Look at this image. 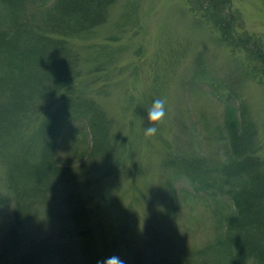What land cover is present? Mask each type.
I'll list each match as a JSON object with an SVG mask.
<instances>
[{
  "label": "rangeland",
  "instance_id": "374dc122",
  "mask_svg": "<svg viewBox=\"0 0 264 264\" xmlns=\"http://www.w3.org/2000/svg\"><path fill=\"white\" fill-rule=\"evenodd\" d=\"M230 3L236 11L232 35L242 36L236 47L221 40L195 0H115L93 30L55 34L79 56L73 87L107 115L111 155L103 162L90 157L86 123L64 128L55 162L73 169L70 179L52 178L56 191L47 197L56 202L44 204L52 214H36L26 224V237L12 249L15 257L43 238L57 237L65 225L58 241L65 251L39 264H97L113 255L124 264H231L220 245L214 246L218 251L200 252L224 234L225 217L235 211L232 199L214 202L204 192L194 193L177 168L179 160H222L225 106L217 92L235 89L247 103L257 134L251 153L264 172V68L258 47L250 46L264 51V0ZM156 99L165 100L166 115L149 138L144 129ZM51 101L39 103L41 115ZM38 124L30 118L28 127L36 130ZM32 133L27 129L25 140ZM3 185L0 166V194ZM189 194H197L195 201ZM68 204L73 216L61 220L59 211ZM13 212L12 202L0 205V251Z\"/></svg>",
  "mask_w": 264,
  "mask_h": 264
},
{
  "label": "trees",
  "instance_id": "16d2710c",
  "mask_svg": "<svg viewBox=\"0 0 264 264\" xmlns=\"http://www.w3.org/2000/svg\"><path fill=\"white\" fill-rule=\"evenodd\" d=\"M114 1L0 0V166L5 191L0 194V205L14 204L13 221L2 241L0 264H39L45 256L66 249L62 241L58 242L66 230L63 225L57 237L39 240L19 257L11 253L22 236L26 237V224L36 214H52L44 206L56 202L55 196L47 197L50 190L56 191L52 178L70 179L68 174L73 169L55 162L56 147L67 125L78 120L86 123L92 142L90 157H99L102 162L110 158L111 125L107 115L93 99L79 96L73 87L79 56L73 53L67 39L55 34L68 36L93 30L105 22ZM195 2L219 29L223 42L240 45L242 36L232 35L237 27L230 0ZM250 46L258 47L254 53L264 68L263 49L258 44ZM217 94L225 104L220 147L223 153L219 155L222 160H179L177 168L195 193L204 192L210 198L229 196L233 200L234 214L217 241L221 250L231 256V264H243L245 260L264 264V172L259 168L260 159L251 153L257 134L249 122L245 99L233 90ZM43 99L52 101L41 115L37 106ZM30 118L39 121L36 130L28 127ZM27 129L33 133L25 140ZM67 199L61 204L64 207ZM68 205L65 211H59L61 220L73 216Z\"/></svg>",
  "mask_w": 264,
  "mask_h": 264
},
{
  "label": "clouds",
  "instance_id": "9594fccd",
  "mask_svg": "<svg viewBox=\"0 0 264 264\" xmlns=\"http://www.w3.org/2000/svg\"><path fill=\"white\" fill-rule=\"evenodd\" d=\"M165 100L156 99L151 107L148 109L149 126L144 129L145 137H153L156 135L158 128L157 125L164 123L165 117ZM97 264H124L118 256H111L103 261H97Z\"/></svg>",
  "mask_w": 264,
  "mask_h": 264
}]
</instances>
